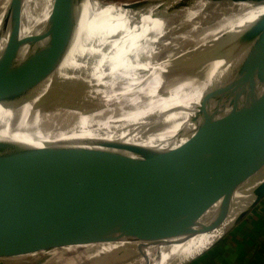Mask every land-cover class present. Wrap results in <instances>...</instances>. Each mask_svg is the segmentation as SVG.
I'll list each match as a JSON object with an SVG mask.
<instances>
[{"label":"bare ground","instance_id":"1","mask_svg":"<svg viewBox=\"0 0 264 264\" xmlns=\"http://www.w3.org/2000/svg\"><path fill=\"white\" fill-rule=\"evenodd\" d=\"M23 1L0 0V33ZM220 1L215 6L183 1L167 17L157 19L160 0L121 4L61 0L32 50L22 74L23 89H14L10 105L1 109L5 123L16 120L15 133L29 139L60 138L70 132H90L92 127L110 128L197 98L205 83L197 77H208L245 57L260 58L254 54L264 57V4H258L264 0ZM53 4L54 0H27L22 33L38 29ZM228 38L231 45H221ZM258 47L261 51L255 52ZM257 103L247 100L227 126L216 130H208L204 123H215L229 103L196 119L182 116L143 139L117 170L193 194L215 215L230 214L258 184L229 196H224L225 189L264 177V147L254 133L264 124L253 119ZM94 181L83 176L75 186L82 188ZM120 187L109 181L97 191L113 192ZM120 202L143 208L133 219L116 220L98 230L90 243L56 251L43 264L74 254L90 262L107 255L120 260V255H126L130 260L119 264H187L221 239L219 232H191L183 244L143 245L141 252L140 240L162 235L173 208L131 188L116 199L88 198L51 207L84 227L75 219L77 209ZM23 257L13 259L25 263ZM109 261L103 264H113Z\"/></svg>","mask_w":264,"mask_h":264},{"label":"water","instance_id":"2","mask_svg":"<svg viewBox=\"0 0 264 264\" xmlns=\"http://www.w3.org/2000/svg\"><path fill=\"white\" fill-rule=\"evenodd\" d=\"M183 1L210 6L221 3L220 0H160L161 12L154 18L167 17ZM60 3L61 0H54L50 14L40 22L38 29L34 28L24 34L22 18L27 4V0H24L0 33V259L90 243L89 239L98 230H105L106 226L116 220L124 222L137 217L143 207L133 202H120L80 208L75 211L74 216L76 221L86 226L79 227L67 215L57 212L51 206L88 198L116 199L129 188L173 208L170 210L171 219L162 235L150 234L140 240L141 252L143 245L183 244L189 239L191 232H219L221 238L226 236L264 201V177L249 184L239 183L227 187L224 196L258 184L242 200L238 210L230 214L215 215L193 194H184L164 184L118 171L117 167L130 157L143 139L167 129L182 116L187 119L204 116L219 104L230 105L215 123H204L208 130L227 126L249 99L258 100L253 119L264 121V57L254 54L260 58L245 57L242 61L210 73L208 77L199 76L197 79L205 83L197 98L160 108L126 123H118L110 128L92 127L90 132H70L60 138L33 140L18 136L13 129L17 126L16 120L5 123L1 109L10 105L14 89H23V84H20L22 74L29 63L32 50L43 26L52 18ZM258 4H264V1ZM229 44L231 45V39L228 38L221 45ZM254 49L255 52L261 51L259 47ZM213 51L215 49L211 50ZM3 125H9L10 128L6 129ZM255 129L256 140L264 147V124ZM83 176L95 180L94 183L82 188L76 187L75 182ZM109 181L119 183V190L97 191ZM109 207L112 209L110 214L108 211L101 214L95 212ZM83 211L89 212L82 215ZM192 222L204 229L194 228ZM112 256H102L100 260L87 264H103L109 259L113 264H119L129 257L120 255L122 258L119 260L111 259ZM6 263L0 261V264ZM26 263L31 264L29 261L23 264Z\"/></svg>","mask_w":264,"mask_h":264},{"label":"crops","instance_id":"3","mask_svg":"<svg viewBox=\"0 0 264 264\" xmlns=\"http://www.w3.org/2000/svg\"><path fill=\"white\" fill-rule=\"evenodd\" d=\"M263 262L264 201L245 221L187 264H263Z\"/></svg>","mask_w":264,"mask_h":264},{"label":"rangeland","instance_id":"4","mask_svg":"<svg viewBox=\"0 0 264 264\" xmlns=\"http://www.w3.org/2000/svg\"><path fill=\"white\" fill-rule=\"evenodd\" d=\"M103 1L109 2V3L121 4V3H126V2H133V1H137V0H103ZM89 211L91 212V210H89ZM89 211H83L81 214L85 215ZM107 211L111 212L112 211L111 207L104 208V209L100 208L99 210H96L95 212L101 214V213H104V212H107ZM110 212H109V214H110ZM79 246H80V244L79 245L68 246V247H70V249H73V248H76V247H79ZM61 249H63V248H61ZM58 250H60V249H53V250L43 251V252H34V253H31V254H27V255H20L19 257L25 256L21 260H24L26 262L29 261L31 264H43V263L47 262V260H49L51 258V255L53 253H55L56 251H58ZM75 256H77V257H75ZM61 258L62 257L58 258V261H54L53 264H87V263H90V261H91L89 258L82 259L77 254H74L72 257L70 255V257H67L65 259H63V258L61 259ZM5 259H8V258H5ZM8 261H9V263H6V264H23V263H19V261L15 262V259H13V258L9 259ZM109 262H111V261H109ZM26 264H28V263H26Z\"/></svg>","mask_w":264,"mask_h":264},{"label":"built area","instance_id":"5","mask_svg":"<svg viewBox=\"0 0 264 264\" xmlns=\"http://www.w3.org/2000/svg\"><path fill=\"white\" fill-rule=\"evenodd\" d=\"M263 264H264V262H263Z\"/></svg>","mask_w":264,"mask_h":264}]
</instances>
